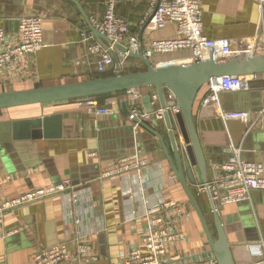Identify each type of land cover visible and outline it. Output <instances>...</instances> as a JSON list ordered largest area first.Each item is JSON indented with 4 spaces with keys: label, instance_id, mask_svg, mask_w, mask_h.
Returning <instances> with one entry per match:
<instances>
[{
    "label": "crops",
    "instance_id": "obj_1",
    "mask_svg": "<svg viewBox=\"0 0 264 264\" xmlns=\"http://www.w3.org/2000/svg\"><path fill=\"white\" fill-rule=\"evenodd\" d=\"M78 1L90 18L103 17V0ZM149 8V0L116 2L118 15L130 24V34L139 35L144 46L153 39L176 34L174 25L164 29L153 24L142 26L141 20ZM202 9L204 30L210 37L229 38L235 45H243L244 39L252 37L263 41L264 9L256 0H202ZM27 14L42 17L44 46L20 60L18 74L3 91L60 85L147 68L140 59L130 56L124 59L121 51L114 48L121 69H117L114 60L113 66L99 71V56L89 50V45L97 43L106 49L105 44L91 31L72 0H0V26L8 34L17 32L20 17ZM190 55L189 50H178L156 54L150 60L154 65L168 60L182 62ZM207 90L206 84L196 97L194 117L207 162L206 177L210 180L213 165L225 161L233 146L239 147L249 161L263 160L264 131L249 130L248 123L239 119H223L214 106L203 104ZM135 93L129 90L100 95V103L113 108L117 115H97L79 107L75 99L0 109V123L51 118L37 132V138L32 137V126L22 125L16 139L0 140V195L14 198L65 178L75 186L68 194L52 195L5 215L0 226V264H33L36 249L75 238L93 243V264H118L131 247L142 245L140 232L146 224V209L168 200L190 211L189 216L181 218L180 228L186 239L173 243L169 252L187 255L210 250L201 220L165 150L156 144L158 138L128 117L134 107L146 111L148 107L160 108L156 90L142 88L140 99L135 98ZM147 95L152 96L149 103ZM263 98L264 74H258L248 89L223 93L222 109L255 112ZM173 122L176 128V120ZM145 123L163 136L173 158L165 120ZM136 151L149 161L148 166L141 171L106 175L121 166V159ZM193 174L194 183L188 178L190 187L199 190L204 176L198 165L193 167ZM202 195L206 200L205 213L214 223L208 195ZM217 212L235 263L251 264L264 251V190H254L247 201L219 205ZM16 228L20 231L5 235ZM82 235L85 237H78Z\"/></svg>",
    "mask_w": 264,
    "mask_h": 264
},
{
    "label": "built area",
    "instance_id": "obj_2",
    "mask_svg": "<svg viewBox=\"0 0 264 264\" xmlns=\"http://www.w3.org/2000/svg\"><path fill=\"white\" fill-rule=\"evenodd\" d=\"M264 9V0H256ZM117 0H107L105 13L102 18L91 17L94 27L101 33L110 37L114 43L118 42L128 47L122 52L125 59L130 51L144 53L151 59L156 54H171L178 50H189L191 55L177 62L176 60L161 61L157 65L199 63L209 59L246 54L264 53V38L244 39L243 45H235L229 38H212L206 34L203 22L202 0H149L150 8L141 25L153 24L158 29L169 25L175 26L176 34L170 38L153 39L146 46L140 42V36L130 34V25L116 11ZM85 35V33H84ZM264 36V32H263ZM44 46V29L42 17L38 15H23L19 19L17 32L8 34L0 26V92L5 90L19 72V63L24 56H30ZM116 48L114 44L106 49L100 44L89 45L92 53L98 54V69L106 71L114 65L111 51ZM253 75H221L210 78L207 83V93L203 99L204 105H212L220 112L223 119H239L248 123L249 130L264 131V98L260 110H223L221 95L227 92H236L248 89ZM135 98L140 99L142 94L135 91ZM166 102L175 101L174 105L158 108L152 112L134 107L128 117L133 122H148L151 120H164V113L168 109L173 115L181 111L176 102L174 93L165 92ZM157 98V95H155ZM79 107L97 115H117L113 108L104 106L96 96H86L75 99ZM115 102V101H113ZM94 155V154H92ZM121 166L115 171L107 172V176L117 173L141 171L149 165L146 158L141 157L140 151L128 155L120 160ZM213 177L199 185L201 193H208L210 200L218 205H228L249 200L254 190H264V159L249 161L242 156L239 147L233 146L227 159L213 165ZM75 186L69 178L59 183H52L26 191L14 198H3L0 195V226L4 224L5 215L12 209L41 201L52 195L68 194ZM189 216L190 211L184 210L179 203L168 200L149 206L144 216L146 224L140 232L142 245H135L120 257L118 264H219L211 250L203 252L171 253L170 248L178 240L186 239V233L180 228L182 216ZM20 229H12L5 235H12ZM85 237V236H78ZM93 243L85 238L66 239L52 246L41 247L34 251L33 264H93ZM251 264H264V251H262Z\"/></svg>",
    "mask_w": 264,
    "mask_h": 264
},
{
    "label": "water",
    "instance_id": "obj_3",
    "mask_svg": "<svg viewBox=\"0 0 264 264\" xmlns=\"http://www.w3.org/2000/svg\"><path fill=\"white\" fill-rule=\"evenodd\" d=\"M72 1L79 8L91 31L103 44H105L106 48H108L110 44H114L120 51H128L126 45L118 42L114 43L110 37L101 33L94 27L80 1ZM111 55L116 62L117 69L120 70V57L113 51H111ZM129 56L140 59L145 63L147 68L135 73H119L113 76L60 85L2 91L0 92V109L58 102L129 90L139 91L145 87H154L161 107L166 108L167 105H174L175 103V101H170L168 104L166 102V90L172 91L176 97V102L181 108V111L175 115L168 109H166L164 113V120L168 128V135L171 142V150L174 155L173 158L163 136L145 122H140V124L158 138L156 144L159 148L165 150L174 172L183 183L189 200L201 220L210 244V250L216 257L218 263L236 264L223 222L218 215L217 206L210 200L209 192L207 195L212 213L214 214V223L210 222L209 215L205 213V197L198 189L190 187V183L195 182L193 167L196 165H198L203 172L204 182L208 181L206 177L207 162L196 129L194 103L200 90L209 82L210 78L214 76L264 74V53H241L217 58L212 57L207 61L187 65L174 63L154 65L144 53L138 51H130ZM151 99L152 96L147 95L146 101L148 103ZM123 105L125 106V104ZM148 108L150 112L154 110L151 107ZM260 108L258 110H260ZM50 119L51 118L47 117L22 121H4L0 123L2 131L0 140L7 142L16 139L17 130L22 125L32 126L34 129L32 137L37 138L36 135L40 133V128L46 126ZM174 119L177 122L176 128L173 125ZM188 178H190L191 182Z\"/></svg>",
    "mask_w": 264,
    "mask_h": 264
},
{
    "label": "rangeland",
    "instance_id": "obj_4",
    "mask_svg": "<svg viewBox=\"0 0 264 264\" xmlns=\"http://www.w3.org/2000/svg\"><path fill=\"white\" fill-rule=\"evenodd\" d=\"M88 1V0H87ZM96 3H99L100 2V0H94ZM103 2H104V5H105V9H106V3H107V0H103ZM116 11H117V9H116ZM118 14V13H117ZM121 17V16H120ZM123 18V17H122ZM97 19H99V18H97ZM126 20V19H125ZM127 21V20H126ZM130 25V24H129ZM128 48V47H127ZM129 54V53H128ZM205 196V195H204ZM209 205V204H208ZM219 206V205H218ZM217 206V207H218Z\"/></svg>",
    "mask_w": 264,
    "mask_h": 264
},
{
    "label": "trees",
    "instance_id": "obj_5",
    "mask_svg": "<svg viewBox=\"0 0 264 264\" xmlns=\"http://www.w3.org/2000/svg\"><path fill=\"white\" fill-rule=\"evenodd\" d=\"M116 93H120V92H116ZM102 95H104V94H102ZM96 97H97V98H100L101 96H100V95H97Z\"/></svg>",
    "mask_w": 264,
    "mask_h": 264
}]
</instances>
